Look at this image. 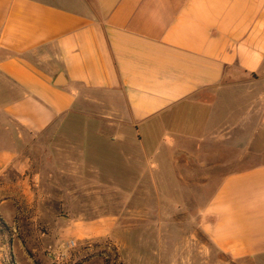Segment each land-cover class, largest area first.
<instances>
[{
    "label": "crops",
    "instance_id": "0c3cea01",
    "mask_svg": "<svg viewBox=\"0 0 264 264\" xmlns=\"http://www.w3.org/2000/svg\"><path fill=\"white\" fill-rule=\"evenodd\" d=\"M108 110L127 132L75 133ZM0 116L20 142L56 136L73 176L95 173L96 142L130 152L138 187L163 173L208 190L229 173L203 229L233 260L264 261V0H0ZM32 154L0 147V212L40 201Z\"/></svg>",
    "mask_w": 264,
    "mask_h": 264
},
{
    "label": "rangeland",
    "instance_id": "374dc122",
    "mask_svg": "<svg viewBox=\"0 0 264 264\" xmlns=\"http://www.w3.org/2000/svg\"><path fill=\"white\" fill-rule=\"evenodd\" d=\"M110 112H99L100 122L75 127V133L127 132ZM19 134L0 116V147L33 151L43 165L39 172L46 170V189L33 207L15 202L16 212H0V264H264L224 255L203 229L211 196L229 173L212 175L208 190L189 189L173 177L167 183L163 173L156 185L147 175L138 187L137 171L126 165L130 152L96 142L85 159L95 173L73 176L60 172L65 167L58 166L56 136L31 144L20 142ZM250 160L242 159L239 169L250 168Z\"/></svg>",
    "mask_w": 264,
    "mask_h": 264
},
{
    "label": "built area",
    "instance_id": "2783aa9c",
    "mask_svg": "<svg viewBox=\"0 0 264 264\" xmlns=\"http://www.w3.org/2000/svg\"><path fill=\"white\" fill-rule=\"evenodd\" d=\"M74 246H75V243L74 242L68 244V247L69 248H73Z\"/></svg>",
    "mask_w": 264,
    "mask_h": 264
}]
</instances>
